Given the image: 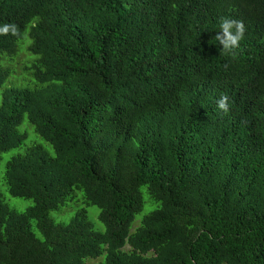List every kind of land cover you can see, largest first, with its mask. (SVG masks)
<instances>
[{
    "label": "trees",
    "instance_id": "1",
    "mask_svg": "<svg viewBox=\"0 0 264 264\" xmlns=\"http://www.w3.org/2000/svg\"><path fill=\"white\" fill-rule=\"evenodd\" d=\"M222 17L246 25L235 57ZM27 28L35 85L1 92L0 159L25 115L53 153L6 162L8 192L33 205L0 191V264H264V0H0V55ZM75 190L104 230L85 208L49 216Z\"/></svg>",
    "mask_w": 264,
    "mask_h": 264
},
{
    "label": "rangeland",
    "instance_id": "2",
    "mask_svg": "<svg viewBox=\"0 0 264 264\" xmlns=\"http://www.w3.org/2000/svg\"><path fill=\"white\" fill-rule=\"evenodd\" d=\"M30 38L28 35V28L23 34V37L17 41V53L11 56L6 54L0 55V65L2 67L8 68L10 74L6 79V82L0 86V103H1V92L4 88L9 86H20V87H34L35 80L32 75L30 77L26 74L25 67L28 63L31 64V59L36 58L34 54L26 50L28 40ZM28 51V52H27ZM29 53V54H28ZM19 130L26 135L25 141L22 145L9 149L1 154L0 159V191L2 193L4 201L8 204L9 207L17 210L24 211L28 207L33 205V200L29 198H21L12 196L4 183V173L6 168L7 160L15 155L24 153L26 149L34 144H39L43 146L49 153H53V149L48 142H46L40 135H38L33 125L28 121L27 116L25 115L22 119V122L18 126ZM142 196L145 200L143 209L137 213L132 222L130 231H133L136 226H138L145 213L148 212L150 206L148 203L151 202L149 195L145 187L141 188ZM72 198L67 200L60 211L52 210L49 212V216L56 222H67L69 218L81 208H85L88 214L89 220L94 225V228L97 230H104V225L98 219L99 209L95 205H87L83 199L81 191L75 190L72 193ZM155 204H153L154 206ZM127 248V247H126ZM103 255L98 258H86V264H98L99 261L103 259Z\"/></svg>",
    "mask_w": 264,
    "mask_h": 264
},
{
    "label": "clouds",
    "instance_id": "3",
    "mask_svg": "<svg viewBox=\"0 0 264 264\" xmlns=\"http://www.w3.org/2000/svg\"><path fill=\"white\" fill-rule=\"evenodd\" d=\"M246 25L242 20L222 17L219 22V29L214 36L220 51L226 56L235 57L241 47V41L245 38ZM227 67V66H225ZM231 100L227 94L221 95L216 101L217 107L224 114H228L231 107Z\"/></svg>",
    "mask_w": 264,
    "mask_h": 264
}]
</instances>
